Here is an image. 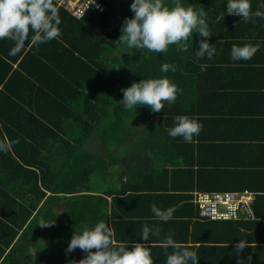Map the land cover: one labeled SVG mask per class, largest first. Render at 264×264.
Masks as SVG:
<instances>
[{
    "label": "trees",
    "instance_id": "trees-1",
    "mask_svg": "<svg viewBox=\"0 0 264 264\" xmlns=\"http://www.w3.org/2000/svg\"><path fill=\"white\" fill-rule=\"evenodd\" d=\"M100 1L104 10L92 6L79 18L57 7L61 17L58 39L36 46L28 38L14 55H9L12 44L0 45V140L11 144L10 150L0 152V264H32L26 251L29 246L42 248L34 264L78 261L85 255L79 248L65 253L75 228L91 227L99 220L109 223L110 218L133 219L129 217L136 216L134 211L125 206L145 208L152 205L148 202L152 197H160L163 208L173 206L192 218L197 216L192 203L194 189L254 187L245 184V177L252 178L254 171L241 167L225 172L209 166L210 162H201V132L193 142L186 143L179 136L170 137L168 129L177 115L201 122V82L206 79V71L223 73L220 65L224 58L229 59L232 40L244 44L245 40L237 38H248L250 44L262 48L264 18L255 17V22L245 23L238 15L225 14L217 21L226 0H183L206 11L209 28L214 32L209 39L228 52L218 51L213 60L195 56L202 39L196 33L187 41L184 52L177 51L175 45H170L167 53L146 49L122 52L118 38L122 22L133 15L129 7L132 0ZM250 3L255 10L258 0ZM164 62L174 64L176 71L161 73ZM229 62L234 63L231 59ZM201 64L205 65L203 70ZM245 65L233 64L237 68ZM159 76H167L177 85L173 103L164 105L155 115L150 114L147 105L137 110L123 108L119 101L123 88L142 78ZM236 114L227 113L222 116L225 121L220 122H232L228 117ZM156 117L159 120H154ZM225 128L228 130V126ZM223 129L221 123L220 133ZM91 139L104 155L91 150ZM130 144L132 152L139 151L140 155L149 145L153 155L145 159L139 156L141 160L128 163L118 153L122 149L130 151ZM119 162L128 169V179L121 181V187L93 190V175ZM144 194L148 199L144 202L132 199ZM121 201L125 205L116 207ZM197 218L194 232L198 226L201 232H207L217 222H248L242 218ZM41 219L54 223L41 227L37 224ZM113 223L118 231V223ZM208 239L201 237L204 242Z\"/></svg>",
    "mask_w": 264,
    "mask_h": 264
},
{
    "label": "clouds",
    "instance_id": "clouds-1",
    "mask_svg": "<svg viewBox=\"0 0 264 264\" xmlns=\"http://www.w3.org/2000/svg\"><path fill=\"white\" fill-rule=\"evenodd\" d=\"M131 17H126L121 25V35L118 41L121 51L130 49L148 50L155 53H167L170 45L180 52L187 51V41L196 33L202 39L195 48V56L211 59L217 52L215 44L209 42L212 32L207 21V13L203 8H194L183 0H132ZM264 0H258L255 10L250 0H226V8L216 17L219 21L225 14H235L240 21H254L255 17L264 18ZM61 17L55 0H0V40L9 39L13 46L9 55L16 54L28 38L39 46L40 44L58 39L61 35ZM259 44H233L230 49V59L233 62L250 60L258 51ZM203 70L205 65H200ZM160 72H175L176 66L168 62L160 65ZM123 96L119 100L124 109L147 105L150 110L160 112L164 105L176 100L178 88L167 76L142 78L122 89ZM202 123L187 115L174 117V124L168 129L170 137H181L184 142L191 143L202 130ZM14 143V141H13ZM11 144L0 140V152L10 150ZM172 208H161L151 205L155 218L167 222L173 216ZM54 220L37 222L41 227H48ZM36 224V225H37ZM159 228L145 224L140 236L148 241L152 236H159ZM126 243L114 244L113 228L104 220L97 221L91 227L81 230L75 228L65 253L70 254L77 248L85 253L80 260H70L68 264H155L150 243L133 241L131 247ZM249 245L245 239H239L234 245V252L239 254ZM160 246L165 249L164 264H199L197 251L189 246H181L172 235L166 236ZM171 248V252L167 249ZM39 247L29 246L27 255L32 264L36 261ZM240 264H244L240 260Z\"/></svg>",
    "mask_w": 264,
    "mask_h": 264
},
{
    "label": "crops",
    "instance_id": "crops-1",
    "mask_svg": "<svg viewBox=\"0 0 264 264\" xmlns=\"http://www.w3.org/2000/svg\"><path fill=\"white\" fill-rule=\"evenodd\" d=\"M237 40H245L244 44H250L251 39L237 38ZM209 42L215 44L217 52L222 53L229 50V59L231 46L233 44L242 45L241 41L232 40L227 50L222 48L220 44H216V41L212 39H209ZM13 43L9 39L0 40V45L3 47L9 46V44L13 45ZM25 48L28 49L29 47ZM260 49H258L260 52L257 51L250 60L234 62L237 64H248L244 67L237 68L233 66L234 63H227L229 60L227 57L222 60L223 62L220 65L223 68L222 74L216 70H212V72L206 71V79L201 82V123L204 128L201 130L200 151L201 162H210L207 164L214 166V168L215 166L219 167L225 172L228 171L226 169L233 170L241 167L247 171H254L252 178L245 177V184L254 186L252 189L227 190H249L253 192L255 194L253 207L257 210L259 216L256 214L254 219H246L248 221L246 224L244 222L241 224L217 222L209 226L207 232H201V227L198 226L196 232H194L193 226L199 214L193 201L197 216L195 215L191 218L190 213L177 210L171 206L170 208L174 210L173 216L167 222H162L155 218L149 204L145 208L125 206L124 209H131L136 216H128L133 219L117 217L115 221L113 218L109 219V225L114 231L115 245L128 241L127 246L131 247V242L133 241L150 243L151 240L152 244L150 247L155 264H164L166 251L160 246V242L166 236L172 235L173 239L181 246H189L197 251L199 264H240V260L244 264H264V70L258 71V68H264V46ZM217 52L211 58L212 60L217 55ZM20 59L15 63V67ZM214 68L217 69V66ZM233 112H238V114L228 117V119H233L232 122L231 120L228 123L220 122L225 121V119L222 120V116L227 113L233 114ZM157 118L159 117L154 120H159ZM221 123L224 129L220 133ZM227 126L228 130L225 128ZM226 134L229 139H226ZM123 158H127L128 163H131V160H141L136 153L131 152L124 154ZM220 161H223V164H219ZM138 163L141 164L142 161ZM118 165L125 167L120 162ZM207 169L212 168L208 167ZM123 179H128L125 173L114 175L113 184L108 185L106 188L119 189ZM240 184H244L242 180ZM93 190L100 189L93 186ZM201 190L224 191L226 189ZM146 198L147 196L144 194L143 197L132 199L144 202L148 200ZM109 200H111V197H109ZM159 201L160 197H152V199L148 200L151 204H156L158 207L163 208ZM124 203V201L118 202L116 207L125 205ZM145 213L149 216H144ZM199 219H201L200 216ZM251 220L255 221V223ZM188 221L190 222L188 223ZM113 222L118 223V231L114 230ZM145 224L150 227L153 225L157 226L160 231L159 236H152L148 241L143 240L140 233ZM202 227L205 228V226ZM201 237H207L209 241H201ZM240 238L247 240L249 245L239 254L238 259L237 254L234 252V245ZM171 251V248L167 249V252Z\"/></svg>",
    "mask_w": 264,
    "mask_h": 264
},
{
    "label": "built area",
    "instance_id": "built-area-1",
    "mask_svg": "<svg viewBox=\"0 0 264 264\" xmlns=\"http://www.w3.org/2000/svg\"><path fill=\"white\" fill-rule=\"evenodd\" d=\"M57 5L64 6L70 12L80 17L92 5L99 6L98 0H55ZM192 201L200 217L217 219H254L255 210L252 206L254 193L249 190L241 191H202L192 192Z\"/></svg>",
    "mask_w": 264,
    "mask_h": 264
},
{
    "label": "rangeland",
    "instance_id": "rangeland-1",
    "mask_svg": "<svg viewBox=\"0 0 264 264\" xmlns=\"http://www.w3.org/2000/svg\"><path fill=\"white\" fill-rule=\"evenodd\" d=\"M91 140L92 141L89 144V147L91 148V150L95 151L98 154L104 155V151H102L101 147L95 141V139H91ZM128 141L129 140L125 141L126 144H128ZM149 144H152V142H149ZM136 145L138 146V145H142V144L141 143H137ZM128 147H129L130 151H128L126 149H122L121 152H123V153H121V152L118 153V156H122L124 154H127V153L131 152V153H136L138 157L142 156V159H145V158L153 155V152L150 149L149 145L145 146V150H144L145 152H143L142 155L139 154V151H138V153L137 152H132L133 149L131 147V144L128 145ZM139 158H141V157H139ZM121 165H124V164L121 163ZM107 170L103 171L102 174L101 173L100 174L96 173V174L93 175L92 184L95 186V188H97V189H105L108 185H112L113 182H114V175L117 176L118 173H121V174L125 173V175H128V169H126L125 167H122V166L120 167V165H118V164L109 165V168Z\"/></svg>",
    "mask_w": 264,
    "mask_h": 264
},
{
    "label": "bare ground",
    "instance_id": "bare-ground-1",
    "mask_svg": "<svg viewBox=\"0 0 264 264\" xmlns=\"http://www.w3.org/2000/svg\"><path fill=\"white\" fill-rule=\"evenodd\" d=\"M99 1V3H100V5L99 6H95V5H92L93 7H95V8H97V9H99V10H104V6H103V4H102V2L100 1V0H98ZM55 3H56V1H55ZM56 6L57 7H63V8H65L71 15H73L71 12H70V10L68 9V8H66V7H64V6H59V5H57V3H56ZM91 6V7H92ZM89 9H87L85 12H84V14L88 11ZM83 14V15H84ZM83 15L82 16H80V17H83ZM73 16H75V15H73ZM75 17H77V16H75ZM79 18V17H78ZM263 27V26H262ZM256 29V28H255ZM261 31V30H260ZM193 192V191H192ZM254 200H255V194H254ZM254 200H253V202H254ZM253 202H252V206H253ZM254 208V207H253ZM201 218H204V217H201Z\"/></svg>",
    "mask_w": 264,
    "mask_h": 264
},
{
    "label": "water",
    "instance_id": "water-1",
    "mask_svg": "<svg viewBox=\"0 0 264 264\" xmlns=\"http://www.w3.org/2000/svg\"><path fill=\"white\" fill-rule=\"evenodd\" d=\"M151 115H155L156 114V112L155 111H151V113H150ZM157 119H159V118H157Z\"/></svg>",
    "mask_w": 264,
    "mask_h": 264
}]
</instances>
